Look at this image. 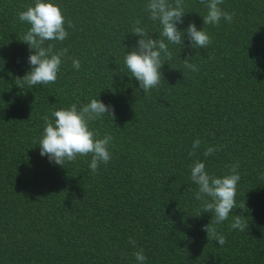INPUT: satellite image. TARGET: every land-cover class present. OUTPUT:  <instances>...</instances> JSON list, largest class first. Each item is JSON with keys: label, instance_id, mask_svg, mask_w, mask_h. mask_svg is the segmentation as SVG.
Wrapping results in <instances>:
<instances>
[{"label": "trees", "instance_id": "trees-1", "mask_svg": "<svg viewBox=\"0 0 264 264\" xmlns=\"http://www.w3.org/2000/svg\"><path fill=\"white\" fill-rule=\"evenodd\" d=\"M54 2L68 37L50 43L68 53L55 83L21 88L15 79L30 70L34 50L20 40L30 25L18 14L34 0H0V264H136L140 248L145 264H264V0H223L235 16L218 26L203 24L200 0H185L178 27L195 22L212 43L192 48L185 35L183 48L169 44L172 59L148 93L124 63L139 39L135 20L159 38L148 0ZM186 57L198 71L185 68ZM91 98L114 108V118L90 122L101 137L113 136L111 160L93 173L91 155L65 167L41 156L42 117ZM197 159L217 176L240 164L236 200L247 211L233 214H243L248 228L230 230V216L218 226L222 247L203 230L213 214L196 216L190 169Z\"/></svg>", "mask_w": 264, "mask_h": 264}, {"label": "clouds", "instance_id": "clouds-1", "mask_svg": "<svg viewBox=\"0 0 264 264\" xmlns=\"http://www.w3.org/2000/svg\"><path fill=\"white\" fill-rule=\"evenodd\" d=\"M207 8L203 17L204 25H219L223 18L229 24L232 23L235 12L223 10L220 5L223 0H200ZM146 11L149 19L158 21L160 25L159 38L149 35L146 28L140 26L137 19L133 22L131 33L139 36L137 46L126 52L124 63L131 77L139 81L140 88L148 93L149 90L158 87L161 83V68L165 61L172 59L173 53L169 50V44L184 47L183 37L186 35L192 48H207L212 40L209 34L202 28L198 29L195 22H190L186 29L181 30L178 25L183 23V17L187 13L185 0H148ZM18 20L26 22L30 27L20 38L28 44L31 54L28 62L30 70L23 76L15 79L16 85L31 88L35 85H47L55 83L62 58L68 53L67 48L56 50L54 41L63 42L68 37L65 28V17L60 6L54 0H34L33 5L19 12ZM68 27H74L72 21H67ZM49 42V43H46ZM181 48V49H182ZM184 59L185 68L193 72L198 71L197 65ZM72 67L79 70L81 61L72 58ZM104 114L114 118V108L105 104L102 100L91 98L88 103L77 106L76 103L68 107H61L52 112L51 118L45 114L43 119V131L38 141L41 156H47L50 162L64 166L66 162H74L78 156L91 155L89 168L93 173L98 171L101 163L107 164L112 156L109 145L113 136L105 134L100 136L98 130L90 127V122L101 118ZM54 118V119H53ZM201 140L195 139L189 156H195L200 147ZM223 146H208L203 152L204 157L213 155ZM65 167V166H64ZM239 162L226 166V172L217 176L206 171L202 160H195L190 169V179L198 186L194 198L199 202L202 213L211 212L210 223L203 225L209 241H216L221 247L227 242L226 236L218 231V226L229 220V229H238L243 232L248 228V221L243 214H233L237 208L247 211L245 202L237 204V185L241 179L238 171ZM135 248L136 241L129 240ZM123 255V254H122ZM136 264H145L146 256L142 248L133 252Z\"/></svg>", "mask_w": 264, "mask_h": 264}]
</instances>
